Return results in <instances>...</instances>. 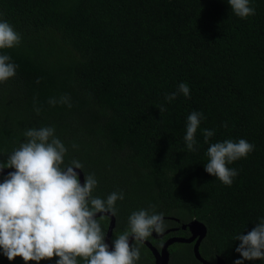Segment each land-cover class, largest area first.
<instances>
[{"label": "trees", "instance_id": "trees-1", "mask_svg": "<svg viewBox=\"0 0 264 264\" xmlns=\"http://www.w3.org/2000/svg\"><path fill=\"white\" fill-rule=\"evenodd\" d=\"M250 6L255 15L241 19L227 0H0V19L21 36L19 46L0 50L17 66L0 83V161L24 142L26 128L54 127L65 165L76 159L84 176L94 174L93 197L124 194L112 240L132 212L155 205L168 225L162 234L175 230L147 238L155 248L189 237L182 226L197 220L208 229L202 258L234 264L235 236L264 218V0ZM180 83L190 95L166 101ZM64 95L71 107L48 103ZM193 111L204 118L190 152L184 136ZM204 129L215 131L209 143L254 145L228 165L238 172L231 185L205 171ZM98 219L107 235L110 219ZM133 244L136 264H155L144 244ZM170 254L169 264H202L193 245L175 244ZM0 264L24 262L0 254Z\"/></svg>", "mask_w": 264, "mask_h": 264}, {"label": "clouds", "instance_id": "clouds-1", "mask_svg": "<svg viewBox=\"0 0 264 264\" xmlns=\"http://www.w3.org/2000/svg\"><path fill=\"white\" fill-rule=\"evenodd\" d=\"M232 13L246 19L255 15L250 0H227ZM21 36L5 20L0 19V50L19 46ZM16 65L7 54H0V83L16 74ZM39 83V80L37 81ZM178 94L190 95L189 86L180 83L175 93L165 96L166 101ZM48 103L71 107L70 97L59 101L50 98ZM167 109L161 105L159 111ZM40 109H37L39 112ZM203 114L193 111L187 117L184 142L188 151L196 150V133ZM227 127V125H224ZM24 142L12 151L6 161H0V172L14 169L0 182V254L14 261L21 258L24 264H40L56 259V264H136L140 259V247L133 241L143 242L153 235L162 234L167 228L163 213L155 211V205L140 209L128 217V229L112 240L111 249L106 243L98 217L116 214V202L124 199L122 192H112L106 199L93 197L97 186L94 174L84 176L81 184L75 170L83 165L73 159L65 165V144L55 135V128L41 126L24 130ZM204 143L208 144L205 171L225 185H231L238 175L228 167L246 158L254 145L245 139L209 143L214 130L204 129ZM73 147H77L73 144ZM239 246L235 249L244 261H264V218L247 234L235 236Z\"/></svg>", "mask_w": 264, "mask_h": 264}, {"label": "water", "instance_id": "water-1", "mask_svg": "<svg viewBox=\"0 0 264 264\" xmlns=\"http://www.w3.org/2000/svg\"><path fill=\"white\" fill-rule=\"evenodd\" d=\"M11 171H14V169H4L3 172H0V179L3 177H7L8 173ZM75 171L78 174V178L81 184H83L84 183V173L82 172V170H79V169ZM101 217H108L110 219V225H109L108 232L106 235V243L109 244L110 249H111L113 232L116 226V218L115 216L110 215V214H101L98 218H101ZM182 230L189 231L190 236L189 237H176V236L170 237L169 239L165 241L161 250H158L157 248H155L150 243V241L145 240L141 243L144 244L152 252L155 264H169L170 259H171L170 247H172L175 244H187V245L193 244V253H194L195 258L202 264H211L208 261L204 260L200 253L201 244L208 234L207 227L203 223L197 220H194L186 225H183ZM171 231H175V230L167 231L166 233L162 235L153 233L152 236L154 239H157V240L162 239L164 236L169 235ZM217 264H226V263L222 259H218Z\"/></svg>", "mask_w": 264, "mask_h": 264}, {"label": "flooded vegetation", "instance_id": "flooded-vegetation-1", "mask_svg": "<svg viewBox=\"0 0 264 264\" xmlns=\"http://www.w3.org/2000/svg\"><path fill=\"white\" fill-rule=\"evenodd\" d=\"M155 240H156V239H155ZM164 243H165V241H164ZM164 243H163V244H164ZM151 244H152V243H151ZM163 244H162V245H163ZM192 245H193V244H192ZM153 258H154V257H153ZM154 262H155V261H154Z\"/></svg>", "mask_w": 264, "mask_h": 264}]
</instances>
